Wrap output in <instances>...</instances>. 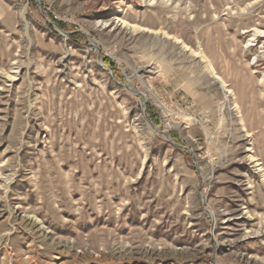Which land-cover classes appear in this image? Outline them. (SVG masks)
I'll list each match as a JSON object with an SVG mask.
<instances>
[{"label": "rangeland", "instance_id": "obj_1", "mask_svg": "<svg viewBox=\"0 0 264 264\" xmlns=\"http://www.w3.org/2000/svg\"><path fill=\"white\" fill-rule=\"evenodd\" d=\"M0 264H264V0H0Z\"/></svg>", "mask_w": 264, "mask_h": 264}, {"label": "water", "instance_id": "obj_2", "mask_svg": "<svg viewBox=\"0 0 264 264\" xmlns=\"http://www.w3.org/2000/svg\"><path fill=\"white\" fill-rule=\"evenodd\" d=\"M54 25H55V24H54ZM55 26H57V25H55ZM60 32H61V31H60ZM63 35H64L65 37H67V34H66V33H63ZM138 95H140V94H138ZM140 96H141V95H140ZM142 106H145V105L143 104ZM163 134H165V133H163ZM166 137H167V136H166ZM167 139L169 140L170 143H172V144H174V145L177 146V144H175V143L171 140L170 137H167Z\"/></svg>", "mask_w": 264, "mask_h": 264}, {"label": "trees", "instance_id": "obj_3", "mask_svg": "<svg viewBox=\"0 0 264 264\" xmlns=\"http://www.w3.org/2000/svg\"><path fill=\"white\" fill-rule=\"evenodd\" d=\"M57 24L59 25L60 28H62V29L64 28V25H63V24H59V23H57ZM72 37H74V38H76V37H80V38H82L83 36L77 34V35H73Z\"/></svg>", "mask_w": 264, "mask_h": 264}, {"label": "bare ground", "instance_id": "obj_4", "mask_svg": "<svg viewBox=\"0 0 264 264\" xmlns=\"http://www.w3.org/2000/svg\"><path fill=\"white\" fill-rule=\"evenodd\" d=\"M224 87V86H223Z\"/></svg>", "mask_w": 264, "mask_h": 264}]
</instances>
